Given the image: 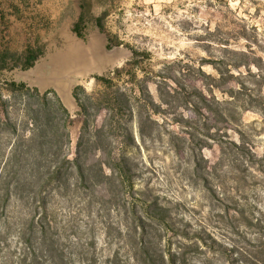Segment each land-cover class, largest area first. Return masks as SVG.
Wrapping results in <instances>:
<instances>
[{"label":"rangeland","instance_id":"1","mask_svg":"<svg viewBox=\"0 0 264 264\" xmlns=\"http://www.w3.org/2000/svg\"><path fill=\"white\" fill-rule=\"evenodd\" d=\"M13 1L17 10L8 2L0 9V52L10 57L0 70L3 96L11 81L54 91L71 117L70 158L82 124L75 86L108 97L131 89L138 97L141 80L142 98L158 107L124 119L134 138L126 153L132 187L124 195L117 181L95 193L47 188L46 230L56 247L78 264H135L141 244L173 264H264V0H88L93 18L105 13L103 30L89 20L80 37L72 31L80 0ZM109 36L121 44L107 48ZM30 47L40 51L32 66H14L10 59ZM77 48L99 53L94 68L44 86L53 61ZM131 49L139 53L134 82L113 75ZM101 76L112 78L108 88L95 80ZM109 136L117 155L120 136ZM14 138L12 130L0 135V152ZM0 213L2 262L19 253L16 231L31 214L13 199Z\"/></svg>","mask_w":264,"mask_h":264},{"label":"trees","instance_id":"2","mask_svg":"<svg viewBox=\"0 0 264 264\" xmlns=\"http://www.w3.org/2000/svg\"><path fill=\"white\" fill-rule=\"evenodd\" d=\"M104 16L105 13L93 18L89 13V1L80 0L79 15L72 28L73 33L80 37L81 26L89 20H93L102 31ZM120 44L115 38L107 37V48ZM238 53L244 55L243 52ZM39 55L37 48L30 47L20 57H12L10 61L14 66L26 69L32 66ZM131 55V60L115 69L113 75L131 76L130 73L137 67L136 58L139 53L131 49ZM9 58L8 54L0 52V70L7 68ZM131 77L134 82V77ZM166 79L177 84L174 77ZM95 80L105 88L112 83L109 76L96 77ZM136 82L141 98L133 95L131 89L116 88L113 96L108 97L105 94L87 93L81 86L73 88L71 94L82 117L73 158L68 154L71 117L54 91L40 93L37 88L11 81L4 83L7 96H3L0 87V135L8 130L15 134L8 150L2 149L0 152V212H5L9 201L13 199L26 204L31 214L16 231L21 243L19 253L0 264H78L71 262L48 236L46 229L50 227V223L47 220L45 192L51 185L57 191L69 190L72 185L93 189L95 193L98 186L112 187L117 181L118 190L124 195L132 187L131 166L126 153L133 146L134 138L124 119L133 118L134 112L140 117V108L145 110L149 107L158 112L156 105L149 99L142 98L144 82ZM165 93L171 96L174 90L169 88ZM194 93L206 103L199 91L194 90ZM159 96L165 102L160 94ZM17 99L21 100L20 104L16 102ZM132 101H138L134 105L135 110ZM101 111L104 112L102 122L99 127L94 128L95 118ZM111 132L120 136V152L117 155L109 149L110 141L107 140ZM108 193L112 195L113 191L108 189ZM150 212L155 217L158 210L151 209ZM36 214L39 215L37 219ZM136 255L140 257L136 258L135 264H173L170 255L160 253L158 261L155 260L154 254L142 244L137 247Z\"/></svg>","mask_w":264,"mask_h":264},{"label":"bare ground","instance_id":"3","mask_svg":"<svg viewBox=\"0 0 264 264\" xmlns=\"http://www.w3.org/2000/svg\"><path fill=\"white\" fill-rule=\"evenodd\" d=\"M100 57L99 53L94 50L89 52L78 48L70 50L53 61L48 76L41 83L44 86L49 84L64 85L67 80L91 71Z\"/></svg>","mask_w":264,"mask_h":264},{"label":"crops","instance_id":"4","mask_svg":"<svg viewBox=\"0 0 264 264\" xmlns=\"http://www.w3.org/2000/svg\"><path fill=\"white\" fill-rule=\"evenodd\" d=\"M23 1H24V0H23ZM7 2H8L9 4H11V5H10V8H14V9L17 10V7L14 5V4H16V3H14L13 0H0V9H2V7H5V4H7Z\"/></svg>","mask_w":264,"mask_h":264}]
</instances>
